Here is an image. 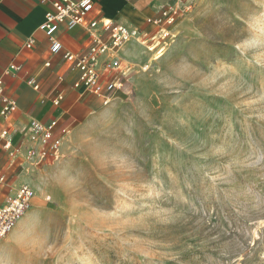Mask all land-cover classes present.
I'll return each instance as SVG.
<instances>
[{"label":"rangeland","instance_id":"374dc122","mask_svg":"<svg viewBox=\"0 0 264 264\" xmlns=\"http://www.w3.org/2000/svg\"><path fill=\"white\" fill-rule=\"evenodd\" d=\"M166 8L149 81L71 140L0 264H264V0Z\"/></svg>","mask_w":264,"mask_h":264},{"label":"crops","instance_id":"0c3cea01","mask_svg":"<svg viewBox=\"0 0 264 264\" xmlns=\"http://www.w3.org/2000/svg\"><path fill=\"white\" fill-rule=\"evenodd\" d=\"M51 1L0 0V78L4 93L16 105L8 118L0 116V133L7 130V139L12 144L9 150L4 149L5 141L0 138V178L3 179L0 205L20 186L28 185L34 194L29 209L37 207L48 188L55 186L54 166L66 154L71 140L104 110H109L114 100L109 98L104 103L102 96L73 88L79 74L62 54L84 52L92 44V35L101 28L102 21L120 23L139 33V37H131L116 55L121 58L122 71L129 76L133 71L137 73L129 78V83L148 82L145 73L140 72L141 60L148 56L142 50L140 37L159 32L151 19L159 14L167 0H91L93 8L87 20L98 22L95 29L88 31L85 26H78L68 30L61 25L56 38L63 49L58 55L49 53L48 40L39 29L46 11L51 9ZM29 38L35 43L26 49ZM107 57L108 54H102L99 61ZM47 61L49 66L44 65ZM10 64L19 69L7 75L5 70ZM29 78L36 81L38 90L28 83ZM59 93L64 95L63 100L54 106L52 99ZM31 120L45 127L52 126L47 136L36 135L29 127Z\"/></svg>","mask_w":264,"mask_h":264},{"label":"built area","instance_id":"2783aa9c","mask_svg":"<svg viewBox=\"0 0 264 264\" xmlns=\"http://www.w3.org/2000/svg\"><path fill=\"white\" fill-rule=\"evenodd\" d=\"M50 6L51 9L46 11L43 24L39 29L48 40V49L51 55H58L63 49L62 43L56 38V33L61 25H65L68 30L85 26L88 31H91L95 29L98 23L96 20H87V15L93 8L91 0H53ZM176 17L177 12L175 10L166 8L160 10L159 14L151 20L156 27L162 29L161 31L164 32L163 37H165L168 35V31L165 30L175 24ZM133 36L139 37L138 31L127 28L120 23L102 21L101 28L96 29L92 35V44L84 52L79 53V55L64 52L62 57L79 74L77 81L73 83V88H82L83 91L102 96L104 103H106L109 99L108 94L121 89L122 80L128 77L122 71L121 58L116 55ZM155 38V36H152L151 39L155 40ZM140 39V42L144 44L147 38L140 37ZM34 43L33 38H29L25 48H32ZM102 54H108L109 57L99 61ZM49 64V61H47L44 65L49 66ZM18 69L19 67L15 64H10L5 70V74L11 75L12 72ZM28 83L34 90H38L39 85L33 78H29ZM63 97L64 95L59 93L52 99V104L58 106ZM0 103V116L4 119L8 118L15 111L16 105L14 100L4 93L1 78ZM29 127L33 129L36 135L43 136H47L52 128V126H42L36 120H31ZM8 135L7 130L0 133V138L5 141L3 148L7 150L12 147L11 140L7 139ZM0 181H3V179L0 178ZM33 197L32 188L28 185H22L14 192V195L7 198L4 204L0 205V240L12 231L20 217L29 209Z\"/></svg>","mask_w":264,"mask_h":264},{"label":"trees","instance_id":"16d2710c","mask_svg":"<svg viewBox=\"0 0 264 264\" xmlns=\"http://www.w3.org/2000/svg\"><path fill=\"white\" fill-rule=\"evenodd\" d=\"M120 94H121V92H120L119 90H116V91H114V92L109 93V94H108V97H109V98H112V97H114L115 95H120Z\"/></svg>","mask_w":264,"mask_h":264},{"label":"bare ground","instance_id":"6f19581e","mask_svg":"<svg viewBox=\"0 0 264 264\" xmlns=\"http://www.w3.org/2000/svg\"><path fill=\"white\" fill-rule=\"evenodd\" d=\"M157 46H158V45H157ZM155 47H156L155 45H151V46L148 47V49H149V50H154Z\"/></svg>","mask_w":264,"mask_h":264}]
</instances>
